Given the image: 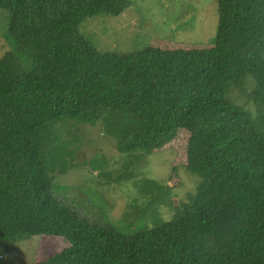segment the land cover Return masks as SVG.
I'll list each match as a JSON object with an SVG mask.
<instances>
[{"label": "trees", "instance_id": "1", "mask_svg": "<svg viewBox=\"0 0 264 264\" xmlns=\"http://www.w3.org/2000/svg\"><path fill=\"white\" fill-rule=\"evenodd\" d=\"M129 5L0 0L15 42L0 57V240L68 241L37 264H264V0H217L203 47L102 52L80 33ZM87 126L114 139L116 176L103 154L75 161ZM179 129L200 182L177 220L128 236L54 196L83 163L123 181Z\"/></svg>", "mask_w": 264, "mask_h": 264}, {"label": "rangeland", "instance_id": "2", "mask_svg": "<svg viewBox=\"0 0 264 264\" xmlns=\"http://www.w3.org/2000/svg\"><path fill=\"white\" fill-rule=\"evenodd\" d=\"M8 13L0 9V57L13 50ZM218 22L217 0H130L118 15L85 18L79 31L102 52H132L148 45L166 48L210 45ZM100 127V124H98ZM95 126L81 127V147L75 161L93 155L107 157L105 169L116 176L123 166L114 139ZM188 132L154 150L132 176L110 181L86 166L58 176L54 196L97 223L109 222L128 236L177 220L197 191L200 177L186 166ZM87 159V160H86ZM62 236L33 235L15 241L0 240V264H37L68 246Z\"/></svg>", "mask_w": 264, "mask_h": 264}]
</instances>
